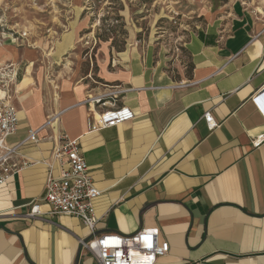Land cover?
<instances>
[{
  "label": "crops",
  "instance_id": "0c3cea01",
  "mask_svg": "<svg viewBox=\"0 0 264 264\" xmlns=\"http://www.w3.org/2000/svg\"><path fill=\"white\" fill-rule=\"evenodd\" d=\"M11 49L1 50L0 99L5 88L18 130L6 143H22L30 129L39 142L18 148L30 165L0 185V264H96L78 243L90 230L47 215L40 201L48 175L67 169L51 158L61 136L78 141L101 192L94 236L155 228L169 245L156 264H264V142L251 146L264 135V7L237 6L193 33L181 70L149 45L117 54L101 95L116 94L114 105L134 118L94 132L87 120L97 112L83 103L90 93L78 70L47 97L56 81L32 74L35 52L15 48L14 59ZM206 112L219 125L213 131ZM35 201L44 215L27 217Z\"/></svg>",
  "mask_w": 264,
  "mask_h": 264
},
{
  "label": "rangeland",
  "instance_id": "374dc122",
  "mask_svg": "<svg viewBox=\"0 0 264 264\" xmlns=\"http://www.w3.org/2000/svg\"><path fill=\"white\" fill-rule=\"evenodd\" d=\"M237 6L254 11L264 7V1L0 0V59L1 50L8 47H14V59L15 48L35 52L32 74L44 71L56 81L47 97L53 92L60 95L59 82L77 69L90 93L86 101L104 92L102 73L113 70L110 64L118 62L117 54L131 46L160 49L168 66L181 70L190 36L215 19L225 20ZM58 113L50 114L49 120Z\"/></svg>",
  "mask_w": 264,
  "mask_h": 264
},
{
  "label": "built area",
  "instance_id": "2783aa9c",
  "mask_svg": "<svg viewBox=\"0 0 264 264\" xmlns=\"http://www.w3.org/2000/svg\"><path fill=\"white\" fill-rule=\"evenodd\" d=\"M116 97V94H100L83 102L88 111L92 104L97 112L87 121L89 131L115 127L133 120V110L124 105H114ZM55 117L56 115L46 123H50ZM203 120L208 131L219 127L209 112L203 115ZM17 130V110L3 88V98L0 99V185L30 165L19 157L18 148L26 141L34 144L39 142L36 131L30 129L25 141L13 146L8 145L7 138L15 135ZM263 142L264 135H259L251 140V146L258 148ZM51 158L60 165H66L67 169L63 170L59 177L48 175L40 201L49 205L47 215L75 217L90 230L92 236L80 239L78 243L80 249L89 253L96 264H156L158 259L168 254L169 245L159 239L158 230L155 228L140 229L124 236L117 234L94 236L97 220L93 201L101 195V192L92 183L86 162L79 151L78 141L71 140L67 136L57 137ZM41 215L44 214L41 213L38 202L30 204L26 216L35 218Z\"/></svg>",
  "mask_w": 264,
  "mask_h": 264
},
{
  "label": "bare ground",
  "instance_id": "6f19581e",
  "mask_svg": "<svg viewBox=\"0 0 264 264\" xmlns=\"http://www.w3.org/2000/svg\"><path fill=\"white\" fill-rule=\"evenodd\" d=\"M260 13H262V12H260ZM24 82H25V81H24ZM23 85H24V84H23ZM92 98H93V96H89L87 100H90V99H92ZM90 108H93V109H94V107H93L92 104L90 105ZM96 114H97V113H96ZM96 114H95V115H96ZM88 120H90V119H88ZM88 120H87V121H88ZM55 125H56V124H55ZM56 133H57V132H56ZM56 138H57V137H56Z\"/></svg>",
  "mask_w": 264,
  "mask_h": 264
}]
</instances>
